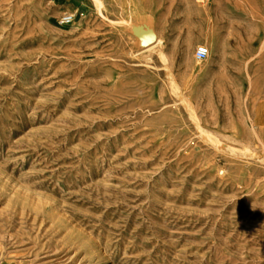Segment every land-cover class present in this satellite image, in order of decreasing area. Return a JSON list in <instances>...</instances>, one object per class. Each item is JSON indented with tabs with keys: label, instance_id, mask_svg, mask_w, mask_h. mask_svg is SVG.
I'll return each instance as SVG.
<instances>
[{
	"label": "rangeland",
	"instance_id": "obj_1",
	"mask_svg": "<svg viewBox=\"0 0 264 264\" xmlns=\"http://www.w3.org/2000/svg\"><path fill=\"white\" fill-rule=\"evenodd\" d=\"M99 2L0 0V264H264V0Z\"/></svg>",
	"mask_w": 264,
	"mask_h": 264
},
{
	"label": "built area",
	"instance_id": "obj_2",
	"mask_svg": "<svg viewBox=\"0 0 264 264\" xmlns=\"http://www.w3.org/2000/svg\"><path fill=\"white\" fill-rule=\"evenodd\" d=\"M74 17L72 15H64L61 18V25H70L73 22ZM208 56V49L206 47H201L197 51L196 58L198 60H203Z\"/></svg>",
	"mask_w": 264,
	"mask_h": 264
},
{
	"label": "bare ground",
	"instance_id": "obj_3",
	"mask_svg": "<svg viewBox=\"0 0 264 264\" xmlns=\"http://www.w3.org/2000/svg\"><path fill=\"white\" fill-rule=\"evenodd\" d=\"M94 1H95L96 4L98 5V7H99V6H100V7L102 6V5H100V2H99L100 0H94ZM144 21H145V20H144ZM144 21H143V22H144ZM151 21H152V20H151ZM151 21H150V22H151ZM140 22H141V21H140ZM141 25H143V30H141V32H139L140 34H142V31H146V32H147L148 30H149V31H152V28H153V27L151 28V27L149 26V23H142ZM136 27H137V26H136ZM140 28H141V26H140ZM129 30H130V29H129ZM130 31H132V30H130ZM153 33H154V32H153ZM154 36H155V35H154ZM154 36L151 37L150 40H151V39H154ZM140 39H141V38H138L139 41H140ZM144 40H145V39H144ZM136 42H137V40H136Z\"/></svg>",
	"mask_w": 264,
	"mask_h": 264
}]
</instances>
